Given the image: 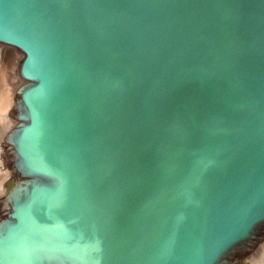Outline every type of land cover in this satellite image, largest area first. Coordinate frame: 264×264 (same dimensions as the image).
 <instances>
[{
    "label": "water",
    "instance_id": "1",
    "mask_svg": "<svg viewBox=\"0 0 264 264\" xmlns=\"http://www.w3.org/2000/svg\"><path fill=\"white\" fill-rule=\"evenodd\" d=\"M0 45V264H252L264 0H0Z\"/></svg>",
    "mask_w": 264,
    "mask_h": 264
},
{
    "label": "rangeland",
    "instance_id": "2",
    "mask_svg": "<svg viewBox=\"0 0 264 264\" xmlns=\"http://www.w3.org/2000/svg\"><path fill=\"white\" fill-rule=\"evenodd\" d=\"M0 50H1L0 55H2V56H0V81L4 75V77L6 76L5 81H4L6 83L5 85L7 86V84H8L7 81L9 82V86L11 85L10 86L11 91H10V98H9L10 100L9 101L12 103L9 102L8 109L5 112L6 117H8L9 116L8 114H10L9 112L12 110V107L14 106V101H13L14 92H15L14 90H16L19 86H21L23 84V81L21 79H19V77L17 75V66L21 60V56L18 52H16L15 50H13L9 47H6V46L0 45ZM6 73H8V74H6ZM2 81H3V79H2ZM12 89H14V90H12ZM5 94H6V91L0 92V102H2L3 97L6 96ZM5 125L6 126H4V127L6 130H4L3 127H2V129L0 128V145L3 143V138L6 135V133L15 125V122L13 121L11 116H9L8 119H6ZM3 166H4L3 165V151L0 148V168ZM9 173L10 172L7 170L3 171V174H7L6 178L10 177ZM11 186H12V184L10 182H6V189H9ZM5 193H6V191L1 188L0 198H2ZM257 254H258L257 263L258 264H264V256H263L264 248L261 249L260 251H258ZM261 254H262V256H261ZM257 263H255V264H257Z\"/></svg>",
    "mask_w": 264,
    "mask_h": 264
},
{
    "label": "bare ground",
    "instance_id": "3",
    "mask_svg": "<svg viewBox=\"0 0 264 264\" xmlns=\"http://www.w3.org/2000/svg\"><path fill=\"white\" fill-rule=\"evenodd\" d=\"M1 51V50H0ZM10 53V52H9ZM2 54V53H1ZM11 54V53H10ZM0 56H2V55H0ZM11 56V55H10ZM6 61V60H5ZM7 62V61H6ZM9 64V63H8ZM13 71V70H12ZM6 74H8V73H6ZM5 78H6V76L4 77V75H3V77H2V79H3V81H2V79H1V83H0V92H3V91H6V96H4L3 97V99H2V102H0V128L2 129V127L4 128V130H6L5 129V127L4 126H6L5 125V123H6V119H8V117L10 116V114H8L9 116L8 117H6V115H5V112L7 111V109H8V105H9V98H10V91H11V88H10V86H9V82L7 81V86L5 85L6 83L4 82L5 81ZM13 81V80H12ZM13 86V85H12ZM15 89V88H14ZM14 89H12V90H14ZM15 91V90H14ZM12 93V92H11ZM10 103H12V102H10ZM10 113V112H9ZM3 130V131H4ZM260 253V252H259ZM261 256H262V254H261ZM263 256H264V254H263ZM257 258H258V254H255V255H253L252 256V260H251V262H252V264H255V263H257ZM258 264V263H257Z\"/></svg>",
    "mask_w": 264,
    "mask_h": 264
}]
</instances>
